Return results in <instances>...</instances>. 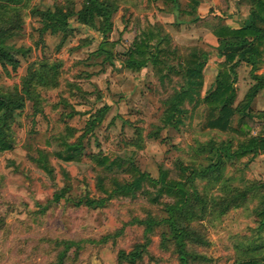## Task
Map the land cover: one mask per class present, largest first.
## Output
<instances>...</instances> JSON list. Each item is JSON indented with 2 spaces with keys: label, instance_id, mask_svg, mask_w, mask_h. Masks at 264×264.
Masks as SVG:
<instances>
[{
  "label": "rangeland",
  "instance_id": "1",
  "mask_svg": "<svg viewBox=\"0 0 264 264\" xmlns=\"http://www.w3.org/2000/svg\"><path fill=\"white\" fill-rule=\"evenodd\" d=\"M112 1L117 6L107 36L116 43L112 60H107V54L99 55L105 37L78 23L77 17L69 20L72 31L67 36L42 32L41 13L56 6L76 13L83 0H18L0 14L20 10V27L9 45L24 51L16 70L0 68V87L20 86L42 65L53 67L57 74L56 85L38 86L36 102L28 101L19 112L13 126V149L0 154V264H57L62 253L66 254L63 264H119L121 251L141 252L136 264H179L174 248L163 247L161 230L146 237L144 227L135 223L148 215L163 216V205L152 204L150 196L141 192L133 198L109 195L113 179L121 183L132 180L133 167L154 181L164 172L169 180L192 181L197 194L209 204L232 192L246 193L243 207L223 216L209 209L208 217L198 223L209 247L197 252H204L212 264H263L264 228L256 214L264 204V181L255 175L264 177V153L232 160L206 175H194L207 164L204 148L222 143L236 146L238 136L209 129V110L203 102L187 104L178 128L166 127L165 102L179 89V79L161 80L152 66L140 72L124 67L135 37L146 25H159L171 37L175 59L191 48L213 52L204 70L203 98L214 89L219 71L214 49L218 42L216 45L211 36L217 20L209 16L231 10L229 0H219L224 6L220 3L197 23H191L194 15L184 13L190 11V0H179V14L165 0ZM261 71L262 65L258 74ZM252 77L251 67H238L235 106L255 83ZM252 109L251 117L235 116L232 126L240 130L247 125L251 135H264V111L255 101ZM103 110L104 117L98 121ZM78 140L79 162L65 163L53 156L65 151L64 142ZM38 150L51 155V174L39 168ZM103 157L111 162L116 159L121 167H99L96 160ZM58 192H64L65 199L54 203ZM87 199L106 203L89 208L84 205ZM161 203H173V199L162 197Z\"/></svg>",
  "mask_w": 264,
  "mask_h": 264
},
{
  "label": "trees",
  "instance_id": "2",
  "mask_svg": "<svg viewBox=\"0 0 264 264\" xmlns=\"http://www.w3.org/2000/svg\"><path fill=\"white\" fill-rule=\"evenodd\" d=\"M18 0H0L4 6H0V14L6 8L12 7ZM171 5V11L179 14L181 6L179 0H165ZM238 7H248L249 16L245 20V27L240 30H232L223 24L224 16L211 15L217 23L212 28V33L217 39L218 47L216 54L218 59V74L215 79L214 89L207 92L202 98L204 88V70L214 55L200 48L186 50V55L175 59L177 52L171 46V37L164 32L159 25H146L140 34L135 37L125 54L124 67L131 71L140 72L142 69L152 66L153 71L161 80L171 78L179 79V89L165 102L166 111L164 124L166 127L178 128L182 124L180 117L186 112L187 104L199 105L200 102L208 108L209 117L207 127L223 133H233L239 138L236 146L231 143L220 145L212 144L204 148L207 156L206 165L194 171V175H206L209 172L218 171L232 160L241 161L246 157H257L264 153V135H251L250 128L244 125L240 130H235L232 121L235 116L244 118L251 117L253 113L252 104L259 92L264 90V73L258 74L260 66H264V0H236ZM202 0H190L187 4L189 12L194 15L191 23H197L201 19L197 9ZM117 13V6L112 0H83L79 12H72L64 7L56 6L53 10L41 13L44 28L42 32H50L53 35L62 34L67 36L72 29L70 19L77 17L78 23L91 28L103 35L104 41L100 45V54H107V60H112L115 42H110L108 37L113 29V17ZM20 10L16 13H6L0 16V68L7 69L9 66L16 70L19 65V55L24 51L9 45V41L15 37L20 27ZM179 24V20H177ZM245 64L251 67L254 84L246 93L244 99L235 106L237 100V69ZM57 76L54 68L42 65L38 70L28 75L18 87L5 89L0 87V154L13 149V126L19 118L28 101L36 102V89L38 86H54ZM56 85V84H55ZM202 99V100H201ZM105 110L99 116L98 121L104 117ZM65 140V137L61 139ZM65 151L57 152L58 160L71 163L81 160V143L73 144L64 142ZM232 150L234 152H232ZM39 168L47 174L52 173L49 165L50 154L38 150ZM97 165L106 170L121 164L114 159L112 162L108 157L97 159ZM134 176L131 181L121 183L117 179L112 180V192L110 197L133 198L138 192L150 196V202L154 205L164 206V215L157 217L148 215L143 220L135 223L144 227L146 237L152 235L155 230H161L163 247L172 246L177 254L179 264H212L204 252L198 253V249H207L209 242L207 236L198 226L209 215V209L213 208L214 214L223 216L230 210L243 207L247 194L232 192L226 198H221L212 203L202 195H198L192 181L179 182L169 180V174L164 172L159 181H154L149 175L141 173L136 168H131ZM147 186V187H146ZM156 192V196L152 191ZM256 190V189H255ZM151 192V193H150ZM254 192V191H253ZM173 199V203H161V198ZM65 199L64 192H58L53 197V202ZM106 200L84 201L89 208L103 207ZM257 218L260 227L264 228V204L257 209ZM109 237H104L105 241ZM65 253V252H64ZM66 254L58 256L57 264H63ZM142 253L133 251L127 254L121 251L118 254L119 264H136ZM61 258V262L59 260ZM63 261V262H62ZM239 264V263H238ZM240 264H261L250 261ZM264 264V263H263Z\"/></svg>",
  "mask_w": 264,
  "mask_h": 264
},
{
  "label": "crops",
  "instance_id": "3",
  "mask_svg": "<svg viewBox=\"0 0 264 264\" xmlns=\"http://www.w3.org/2000/svg\"><path fill=\"white\" fill-rule=\"evenodd\" d=\"M220 3H222L221 5L224 6V3L222 1ZM220 3H219V0H202L201 5L197 9L198 16L204 20L205 18L208 17V14L213 11L212 9L215 10V7L219 6ZM228 5L231 7V10H228L226 12H221L222 15L220 14V12L215 11V13H218L215 15H219V16L225 15L224 20H223V24L225 26H227L229 29H232V30L243 29L245 27V20L249 16V10L246 9L245 7H240V10L238 11L237 2L232 1V0L228 1ZM232 6H234V7H232ZM223 9H224V7H223ZM211 36L214 39H216L214 37L213 33L211 34ZM216 45H217V39H216ZM214 49H216V47ZM217 64H218V62H217ZM263 71H264V66H263ZM263 71H261V74ZM211 90L212 89H210L209 92ZM255 102H257L258 109H260L261 111H264V90L259 92L258 96L255 99ZM255 177L259 180L263 179V181H264V177L261 178L260 174H258V173L255 175Z\"/></svg>",
  "mask_w": 264,
  "mask_h": 264
}]
</instances>
